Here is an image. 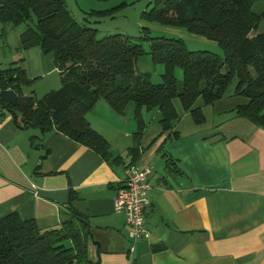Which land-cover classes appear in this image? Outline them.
I'll list each match as a JSON object with an SVG mask.
<instances>
[{
	"label": "crops",
	"instance_id": "1",
	"mask_svg": "<svg viewBox=\"0 0 264 264\" xmlns=\"http://www.w3.org/2000/svg\"><path fill=\"white\" fill-rule=\"evenodd\" d=\"M9 33L10 26H0V68L19 61L29 80L20 86L23 94L40 97L57 88L51 53L36 46L21 50ZM7 40L13 47L5 58ZM242 103L220 98L201 104L200 124L174 106L177 118L169 131L161 133L158 119L147 138L143 129L133 163L149 169L147 236L134 241L132 250L123 212L114 210L112 200L131 161L133 104L116 114L98 99L85 114L111 157L120 158L116 163L54 129L17 124L3 110L0 217L16 213L39 229L53 228L70 202L87 220V257L97 264H264V129L234 116L232 109ZM205 109L223 117L201 128ZM148 113L142 111L144 122Z\"/></svg>",
	"mask_w": 264,
	"mask_h": 264
},
{
	"label": "trees",
	"instance_id": "2",
	"mask_svg": "<svg viewBox=\"0 0 264 264\" xmlns=\"http://www.w3.org/2000/svg\"><path fill=\"white\" fill-rule=\"evenodd\" d=\"M257 0H152L140 16L148 22L183 28L188 33L213 41L222 56L205 50H188L178 38H149L141 27L138 39H150L147 54L153 64L163 66L158 83L135 68L143 54L139 42L121 33L97 37V30L77 23L65 0H0V24L24 28L17 37L21 50L38 47L51 53L59 86L35 97L23 94L29 80L18 63L0 68V104L22 126L54 129L93 150L103 160L116 163L106 140L95 132L85 114L103 99L116 114L133 104L135 131L128 149L133 163L145 128L143 110L156 108L160 131H169L177 118L173 99L188 112L195 124L204 121L199 106L220 99L235 78L233 94L246 97L236 105L234 116L246 118L264 129V6ZM93 12V11H92ZM104 11H95L102 14ZM90 13V12H88ZM181 70L177 82L173 70ZM172 132V135H175ZM73 195H69V201ZM89 229L84 215L68 202L57 227L39 229L31 219L16 213L0 217V264H97L87 257Z\"/></svg>",
	"mask_w": 264,
	"mask_h": 264
},
{
	"label": "rangeland",
	"instance_id": "3",
	"mask_svg": "<svg viewBox=\"0 0 264 264\" xmlns=\"http://www.w3.org/2000/svg\"><path fill=\"white\" fill-rule=\"evenodd\" d=\"M152 0H65V7L73 17V19L80 24H84L88 27L97 30V37L112 33H121L130 37L132 42H139L144 53L139 55L135 60V68L139 72H146L149 74V79L152 83H158L160 79V73L163 70V66L159 63L153 64L150 60L149 55L146 53L150 39H138L136 37L141 35V27H147V35L149 38L154 37H166V38H178L180 39L185 48L188 50H205L213 52L219 56H222V50L210 40H207L201 36H197L188 33L183 28L179 27H167L159 25L157 23L148 22L141 18L140 14L149 8L150 2ZM264 6V0H257L254 4V9L259 10ZM93 11V12H92ZM95 11H104L102 14H96ZM90 12V13H88ZM8 25V24H6ZM0 26H2L0 24ZM10 26V25H8ZM11 32L9 37H16L20 31L24 28V24H19L17 26H10ZM264 31V21H260L256 31L253 32H263ZM10 41V38H9ZM8 46H2L4 57H8L12 53L13 42H8ZM174 77L178 81L181 79V70L175 67L173 70ZM235 78L233 77L225 89L222 99L224 100H237L238 102L247 101L246 97L233 94V88L235 85ZM58 87V86H57ZM27 86H23L22 91H27ZM56 89V88H54ZM49 91V90H48ZM47 92V91H46ZM45 92V93H46ZM41 93V92H40ZM42 94V93H41ZM41 94H37L40 96ZM235 98V99H234ZM132 104V103H128ZM173 104L178 111H180V105L178 100L173 99ZM201 101L198 98L194 106H200ZM210 108V107H208ZM155 108L150 109L145 118L146 131L143 138L151 133L153 126L158 119V113L156 118H153ZM205 119L206 123L201 128H205L210 122L218 121L223 116L220 114H214L210 109H205ZM212 113V114H211ZM189 118V117H188Z\"/></svg>",
	"mask_w": 264,
	"mask_h": 264
},
{
	"label": "built area",
	"instance_id": "4",
	"mask_svg": "<svg viewBox=\"0 0 264 264\" xmlns=\"http://www.w3.org/2000/svg\"><path fill=\"white\" fill-rule=\"evenodd\" d=\"M2 111L0 104V113ZM124 175L123 181L114 189L112 202L115 211L123 212L127 238L131 243L129 250H132L134 241L147 236L143 225V214L147 204L146 192L150 188L149 169L128 163L124 167Z\"/></svg>",
	"mask_w": 264,
	"mask_h": 264
}]
</instances>
